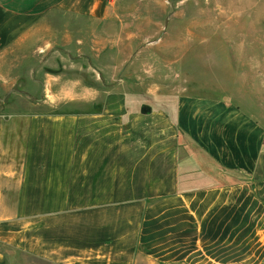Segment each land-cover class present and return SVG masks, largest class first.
I'll return each mask as SVG.
<instances>
[{"label":"crops","instance_id":"0c3cea01","mask_svg":"<svg viewBox=\"0 0 264 264\" xmlns=\"http://www.w3.org/2000/svg\"><path fill=\"white\" fill-rule=\"evenodd\" d=\"M116 4L0 0V264H264V111L163 91Z\"/></svg>","mask_w":264,"mask_h":264},{"label":"rangeland","instance_id":"374dc122","mask_svg":"<svg viewBox=\"0 0 264 264\" xmlns=\"http://www.w3.org/2000/svg\"><path fill=\"white\" fill-rule=\"evenodd\" d=\"M114 7L142 15L125 29L149 30L135 44L156 48L146 55L163 91L232 97L246 111H264V17L245 20L264 15V0H117ZM11 252L13 264H49Z\"/></svg>","mask_w":264,"mask_h":264}]
</instances>
